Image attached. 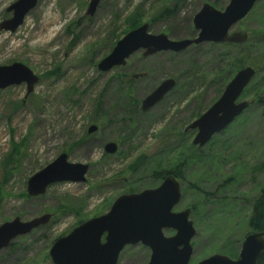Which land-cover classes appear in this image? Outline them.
<instances>
[{
  "label": "rangeland",
  "instance_id": "374dc122",
  "mask_svg": "<svg viewBox=\"0 0 264 264\" xmlns=\"http://www.w3.org/2000/svg\"><path fill=\"white\" fill-rule=\"evenodd\" d=\"M16 1L0 0V23ZM90 1L38 0L16 32L0 31V67L18 63L38 77L27 96L25 83L0 90V225L51 216L0 251V264H52L49 250L57 239L106 214L117 197L156 188L163 179L153 174L179 164L181 201L173 211L190 209L196 232L190 264L215 254L236 260L264 186V4L258 1L230 31L252 36L244 44H202L147 58L140 51L125 67L103 73L97 64L134 21L148 24L152 35L193 39L192 19L201 7L222 11L229 0H100L88 16ZM164 8L173 15L153 20ZM226 53L241 66L216 77L218 58ZM253 65L256 75L239 99L250 103L247 110L203 148L190 147L196 131L186 127L218 100L238 70ZM141 73L146 77L123 84L125 76ZM167 79L175 81L174 89L142 112L143 98ZM90 126L97 130L89 134ZM110 142L117 145L113 155L104 152ZM60 154L88 166L85 181L28 196L27 181ZM149 257L148 248L127 246L117 264H147Z\"/></svg>",
  "mask_w": 264,
  "mask_h": 264
},
{
  "label": "water",
  "instance_id": "95a60500",
  "mask_svg": "<svg viewBox=\"0 0 264 264\" xmlns=\"http://www.w3.org/2000/svg\"><path fill=\"white\" fill-rule=\"evenodd\" d=\"M100 0H91L86 15L93 16ZM259 0H229L227 6L218 11L204 4L192 19L196 37L172 41L166 35H152L149 25L143 24L128 32L112 51L98 64L100 72L107 73L125 66L127 60L137 52L147 58L158 53H180L190 46L202 44L241 45L248 40L246 32L230 33L242 21ZM38 0H17L6 12L10 18L0 23V31L14 33L24 18L36 7ZM256 75V70L246 66L236 72L225 86L221 96L207 111L186 127L196 131L191 144L203 148L217 134L228 128L234 120L247 110L250 103L239 101L243 92ZM139 76L134 75L137 79ZM38 77L25 66L15 63L0 67V90L26 84V96L32 93ZM173 79L162 81L140 102L142 112L159 104L175 87ZM97 130L90 126L88 133ZM115 143L104 145V152L113 155ZM88 166L72 164L66 154H60L51 164L33 175L26 186L30 197L43 195L54 184L83 183ZM181 201V186L173 175H167L154 189L117 197L109 211L75 227L65 237L57 239L49 250L52 264H117L122 250L140 244L150 251L147 264H190L193 250L191 240L196 232L189 219L190 209L174 212ZM45 214L29 222L18 218L0 225V251L19 236L49 222ZM172 230L173 236L166 237L164 231ZM264 253V231H248L242 238L238 258L215 254L196 264H257Z\"/></svg>",
  "mask_w": 264,
  "mask_h": 264
},
{
  "label": "trees",
  "instance_id": "16d2710c",
  "mask_svg": "<svg viewBox=\"0 0 264 264\" xmlns=\"http://www.w3.org/2000/svg\"><path fill=\"white\" fill-rule=\"evenodd\" d=\"M259 1H261L264 4V0H259ZM171 15H173L172 10L168 9V8H164L162 12L158 13L155 16V18H153V20L154 19L155 20L156 19H166V18H169ZM138 23H139L138 21H134L132 23V25L128 28V31L123 32L122 36L125 35L126 33L130 32V31L138 28L139 27ZM251 37L252 36H249L248 40ZM209 45L212 47H216L215 44H209ZM228 47H232V45H228ZM218 63L220 64V66H219V72L220 73H218V71L215 72V76L220 77L222 71H225V73L221 76V78L224 77V75H226V74H228V75L232 74L233 71L237 70L241 66L240 61L232 62V59L230 61V58H228L227 53L221 54V56H219ZM252 68L255 69L257 67H256V65H253ZM226 79L227 78H225L224 80H226ZM133 81H134V79H132V75H128V76H125V81L123 82V84H132ZM246 92H248L247 89H245V91L243 93H246ZM256 102H257V104H260L261 100H256ZM185 132H187V131H185ZM187 146H188V143H187V139H186V140H184V142L182 144L183 149L181 150L182 152H184V150L186 151L185 154H183L185 159L187 157ZM190 147L193 148V145H190ZM182 156L180 158H182ZM158 160H160V159H158ZM183 161H184V159H183ZM152 163H156L155 160ZM157 165L160 166V164H157ZM167 175H173L178 180H182L183 179V170H182L181 165L179 164L176 167L171 168V169L159 168L153 174V176L159 180L164 179ZM248 228L250 230H253V231H264V186L260 188L258 196L256 197V199L253 202L252 209H251V215L248 219ZM257 264H264V253L258 259Z\"/></svg>",
  "mask_w": 264,
  "mask_h": 264
},
{
  "label": "flooded vegetation",
  "instance_id": "af4514ba",
  "mask_svg": "<svg viewBox=\"0 0 264 264\" xmlns=\"http://www.w3.org/2000/svg\"><path fill=\"white\" fill-rule=\"evenodd\" d=\"M8 14H9V13H8ZM10 15H11V14H10ZM148 30H149V29H148ZM141 54H142V52H141ZM141 57H142V56H141ZM142 58H143V57H142ZM126 63H127V62H126ZM125 66H126V64H125ZM125 66H123V67H125ZM123 67H120V68H123ZM134 75H138V76H139L138 78L146 77V75H145V74H142V73H141V74H132V79H134V78H133ZM138 78H137V79H138ZM134 80H136V79H134ZM185 131H186V129H185Z\"/></svg>",
  "mask_w": 264,
  "mask_h": 264
},
{
  "label": "bare ground",
  "instance_id": "6f19581e",
  "mask_svg": "<svg viewBox=\"0 0 264 264\" xmlns=\"http://www.w3.org/2000/svg\"><path fill=\"white\" fill-rule=\"evenodd\" d=\"M41 44V43H40Z\"/></svg>",
  "mask_w": 264,
  "mask_h": 264
}]
</instances>
